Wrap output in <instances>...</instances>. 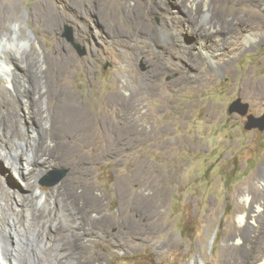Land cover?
I'll return each instance as SVG.
<instances>
[{
	"label": "rangeland",
	"instance_id": "rangeland-1",
	"mask_svg": "<svg viewBox=\"0 0 264 264\" xmlns=\"http://www.w3.org/2000/svg\"><path fill=\"white\" fill-rule=\"evenodd\" d=\"M85 1L98 20L96 42L79 32L77 10L84 0H71L74 8L67 0H0V67H16L17 72L41 66L35 90L43 95L47 114H57L56 92L66 90L71 95L68 103L79 108L82 118L64 140L68 165L17 179L0 154V181L9 191L47 195L34 201L39 226L53 206L49 197L61 201L69 196L61 188L65 180L72 181L80 195L78 201L66 202L81 214L79 223L85 229L95 221L100 227L110 225L111 218L126 208L131 230L141 233L132 238L138 248L129 253L108 246L120 258L118 264H190L196 257L204 264H220L218 250L243 241L249 242L244 249L254 259L247 262L242 252V264H264V236L253 242L259 229L242 234L239 241L228 240L232 238L226 231L228 225L240 224L241 215L257 208L264 211V131L246 130L247 115L228 111L239 98L248 104V114L264 113V0H210L219 28L230 26L224 48L220 42L227 39L190 32L183 16L174 20L183 37L166 36L164 19L175 0L165 1L155 12L152 0H127L126 5L117 0ZM135 5L141 14L133 10ZM66 25L83 54L64 38ZM142 29L152 30L154 38ZM237 33L241 40L231 47ZM200 43L213 44L222 60L211 64L197 48ZM180 45L185 48L175 54ZM165 53L167 59L162 57ZM3 54L12 63L4 64ZM83 58L95 67H82ZM60 65L67 69L57 80L50 69ZM6 73L12 80L11 72ZM179 76L185 77L184 83H178ZM255 89H262V94L254 95ZM13 96L6 77L0 76V126L4 128L8 114L15 112L21 118L16 129L26 135L30 123L22 119L23 99L21 104L16 97L14 106ZM21 139L17 140L24 146ZM61 142L62 137L56 140ZM146 145L161 150H148ZM32 158L28 153L20 163L25 159L31 167ZM60 171H66L65 177L48 185ZM85 186L99 204L87 216L82 212ZM247 222L264 226V218ZM84 237L92 254L94 237Z\"/></svg>",
	"mask_w": 264,
	"mask_h": 264
},
{
	"label": "bare ground",
	"instance_id": "bare-ground-1",
	"mask_svg": "<svg viewBox=\"0 0 264 264\" xmlns=\"http://www.w3.org/2000/svg\"><path fill=\"white\" fill-rule=\"evenodd\" d=\"M67 1H69L66 2L69 8L75 7V4L71 3V0ZM117 1L121 5L127 4V0ZM165 1L167 0H152L151 11L155 12L156 8H162ZM88 4L89 3L84 0L80 6V11L77 10L80 19L79 32L83 37H91L95 39L94 41L96 42L99 28L96 32L95 27L98 25V20L96 19V13L92 11ZM262 5H264V3ZM209 6L210 0H175L173 10L167 12L164 19L165 28L163 29L166 33L165 35L174 36L177 40L183 37L182 31H180L174 23L177 17L183 16L190 32L200 35L201 37L208 35L215 40L227 39V41L220 42L223 48L227 47L229 43L228 34L230 26L228 24L225 29L219 28L216 21L220 18ZM133 10L141 14L142 9L140 10L138 6L135 5ZM261 20L264 22V19ZM142 30L149 37L152 39L154 38V32L152 30ZM240 36L241 34L238 33L234 35L231 47L237 44L236 41L240 39ZM244 36H246L247 39L253 40L251 34H246ZM178 47L179 50H177L175 54H181V48H185L183 45ZM197 48L207 54L208 61L211 64H218L222 60L221 51L216 53L217 50H215L213 44L206 45L200 43ZM166 53L162 55L165 59H167ZM22 57L23 56H20V58ZM201 57L202 56L198 55V59H202ZM203 58L205 59V57ZM12 61L13 60L8 54H3L4 64H6V62L12 63ZM194 61L195 60L192 62L195 63ZM197 62L198 61H196V63ZM81 65L82 67H95L91 62H88L87 58L81 59ZM66 69L64 65L52 67L50 69L51 76L58 80L60 76H64ZM7 70L13 75L12 80L11 77L7 75ZM40 70L41 66L23 67V70L17 68V72L16 67L13 70H11L10 67H0V76H5L7 85L13 89L14 96L10 102L16 106V97L21 104V98L23 99L26 111L22 119L30 123V128L26 129L27 134L20 133L16 129V126H18L21 118L16 117V113L13 112L12 114H8L9 118L7 121L5 120L6 126L4 128L0 126V154L4 160L10 163L7 167L11 168V170L17 174V179H22L27 175L29 178H34L48 170L50 166L68 165V150L64 140L72 136L73 132L71 131L79 127L81 124L79 121L82 120L79 108L68 103L71 95H69V92L66 90L56 92L57 95H59L57 103V109L59 110L57 114H47L46 109L44 110L43 108V95H41L39 90H35L38 86H36V84L39 82L37 79ZM163 73L164 70L160 71L157 77H161ZM13 83H16L18 87ZM261 91L262 89H255L253 94L259 96L262 94ZM32 107H34L35 110H32ZM35 119L37 121H35ZM21 128L24 127L21 126ZM20 137L23 138L21 140H25L24 146L17 140ZM61 137L63 142L59 145L56 143V140ZM52 142H54V145H52ZM59 149H61V151L64 150V152L60 153ZM28 153L34 154L31 167H29L25 159L20 163ZM45 155L47 157H44ZM39 164L45 165V167ZM27 169L28 172L25 173L24 171ZM71 182L65 180L61 184V188L69 192L67 193L69 196H67L65 200L60 201L57 197H54L55 195L49 197L53 206L48 210L46 221L41 222V226H39L38 222L41 220L35 214L34 201L36 199L43 200L47 195L41 192L37 194L30 192L23 195L16 190L9 191V188L4 185L3 181H0V259L3 261V264H118L120 258L114 254L115 251L111 252L108 246H112L117 251H121L125 254L138 248V245L133 243L132 238L137 237L141 232H136V234L131 230L132 228L129 225V218L131 215L126 208L118 211L115 217L111 218V220H113L110 225H102L103 227H100L98 221H95L92 222L93 227L90 229L82 227L79 223V221H83L82 217H80L81 214L78 212L79 215L74 210L71 202H66V200L70 198L77 201L80 198V195L77 194L76 191L77 188H75ZM87 189L88 186H85L83 193L87 195H85L86 199L84 200L85 203L82 210L86 216L90 209L95 211L97 206H99L97 198L91 196ZM5 198L8 200H5ZM247 201L248 198H246L245 202L247 203ZM17 208L18 210H16ZM262 216H264V211H261L260 208H257L254 213L247 212L245 215H241L239 218L240 224H238V226L228 225L226 227V231H228L229 236L232 238L228 240H243L242 234L250 230L259 229V231H257V237L253 239V242L256 243L258 238L260 239L264 236V226H250L247 220L252 219L257 221L258 219L264 218ZM3 217L4 220L2 222L1 219ZM245 220L246 222L242 225L241 223ZM86 235H92L94 237L95 250L92 254H89L90 246L88 242H86L87 240H84V238H86L84 236ZM137 238H139V236ZM248 243L243 241L242 245H239V242L233 243L232 245L227 244L219 249L216 255L221 260L220 264H242V258L244 257L242 252L245 253V260H247V262L248 258L254 259V256L252 257L249 252L244 249L249 247H247ZM239 254H241V257ZM190 264H204V260L196 257ZM243 264H245V262H243Z\"/></svg>",
	"mask_w": 264,
	"mask_h": 264
},
{
	"label": "water",
	"instance_id": "water-1",
	"mask_svg": "<svg viewBox=\"0 0 264 264\" xmlns=\"http://www.w3.org/2000/svg\"><path fill=\"white\" fill-rule=\"evenodd\" d=\"M64 38L68 42L72 44V46L76 49L78 53H82V46L75 41L73 30L70 26L66 25L64 26V33H63ZM248 109L249 106L246 103H243L241 99H236L234 100L231 105L228 108V111L230 113H238L241 116H246L247 115V121L245 123L244 128L246 130H252V129H257L258 131H264V113L260 116H253L251 114H248ZM66 175V171H60L59 175L56 177L54 181L49 183L48 185H54L58 182H60Z\"/></svg>",
	"mask_w": 264,
	"mask_h": 264
},
{
	"label": "flooded vegetation",
	"instance_id": "flooded-vegetation-1",
	"mask_svg": "<svg viewBox=\"0 0 264 264\" xmlns=\"http://www.w3.org/2000/svg\"><path fill=\"white\" fill-rule=\"evenodd\" d=\"M68 43H69V42H68ZM189 68H190V67H189ZM190 69H191V68H190ZM177 81H178L179 84H182V83L185 82V77H184V76H179V78H178ZM134 134L136 135V134H138V133H135V132H134ZM145 148L148 149V150H154V151L161 150V147H156V146L148 147V145H146Z\"/></svg>",
	"mask_w": 264,
	"mask_h": 264
}]
</instances>
